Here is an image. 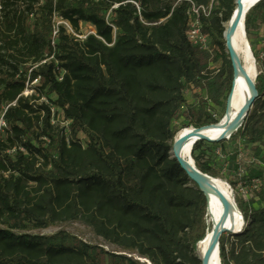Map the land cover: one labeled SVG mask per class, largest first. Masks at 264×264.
Returning a JSON list of instances; mask_svg holds the SVG:
<instances>
[{
  "label": "trees",
  "instance_id": "1",
  "mask_svg": "<svg viewBox=\"0 0 264 264\" xmlns=\"http://www.w3.org/2000/svg\"><path fill=\"white\" fill-rule=\"evenodd\" d=\"M236 1L0 0V264H201L207 200L171 153L181 116L185 130L225 116ZM192 6L206 50L189 39ZM263 11L247 14V35ZM84 26L95 33L81 39ZM252 52L259 99L228 141L252 155L244 187L212 167L205 141L192 152L245 219L221 237V264H264V58Z\"/></svg>",
  "mask_w": 264,
  "mask_h": 264
},
{
  "label": "water",
  "instance_id": "2",
  "mask_svg": "<svg viewBox=\"0 0 264 264\" xmlns=\"http://www.w3.org/2000/svg\"><path fill=\"white\" fill-rule=\"evenodd\" d=\"M246 3H243L242 0H237L235 2V6L238 7L235 9L232 20L229 22L230 30L227 33L225 31L224 33V39L227 37L229 39L230 33L233 31H237L239 27V23L241 21L242 15L245 13L246 16L247 14L255 8L259 3H261L264 0H244ZM245 4V5H244ZM245 22H246V17H245ZM226 47V54L229 56V61L231 63V67L233 70V83H232V90L230 95L228 96L227 99V105H231L236 89H237V80L240 76H244L247 78L248 84H249V93L246 91H243L244 95L246 96L245 103L243 105V108L240 112V115L238 116L237 120L235 123L232 125L231 128L228 126L229 122V111H225V116L220 122V125L218 124L217 126L214 127H208V128H203L200 130H195L193 134L185 137L182 140L176 139L173 145V150H172V156L173 159L178 163L182 171L186 174L187 178L191 183H194L199 191L205 195V198L207 200V212L208 216H212L213 220V215L218 218L220 216V223H212V228H211V235L209 236L208 239V244L203 256V259L201 260V264H214L213 263V254L216 250L217 252V257L219 260V264H221L220 261V251H219V242L220 239L223 235L225 234H230V235H239L243 228L245 227V219L243 218L241 212L237 208V204L233 195L232 190H225L219 186V182L216 179H213L207 175H204L200 171L196 169L195 163L193 160H190V162H187L184 160V156L186 154V149L188 146H191L190 153L193 151V147L202 141L209 142V143H220L224 141H229L231 137L236 135L240 129L244 126L246 123L248 116L250 114L251 109L253 108L255 102L259 99V93L257 90L256 86V80L253 81L249 74L241 68L238 57L233 51L231 44L228 42V44L225 45ZM255 63V62H254ZM222 124V125H221ZM219 134H223L217 139L214 140H209L207 139L208 137L211 136H216ZM229 188V187H228ZM214 191L223 197V205L219 209L216 205L213 204L211 199L207 197L206 191ZM233 205L235 206V209L239 212V215L242 220V226L241 228L236 231L233 226L231 225V220L233 214ZM214 221V220H213Z\"/></svg>",
  "mask_w": 264,
  "mask_h": 264
},
{
  "label": "rangeland",
  "instance_id": "3",
  "mask_svg": "<svg viewBox=\"0 0 264 264\" xmlns=\"http://www.w3.org/2000/svg\"><path fill=\"white\" fill-rule=\"evenodd\" d=\"M264 16V11L259 12L255 15H252V25L250 27L248 41L249 45L252 50L257 53L261 54V49L264 43V26H261V19ZM64 23L58 22V25H62ZM94 29L90 26H84L82 28V38H86L87 36L94 34ZM257 77L260 74L259 67L256 64L255 56L252 52ZM28 96L32 94L31 91H28ZM190 103L195 104V100L193 97H189ZM227 102L224 103V109H226ZM226 111V110H225ZM189 122L184 116H181L176 121V128L183 132L185 131L186 127L188 126ZM203 151L205 152L207 158L210 159V163L214 169H216L226 180L233 181L237 186L236 189H242L244 187V183L242 182V179L246 175V171L250 169L253 165L252 163V155L248 150L243 149L242 142H234L229 143L226 141V143H209L206 142V144L203 146ZM172 155V153H171ZM225 182V181H224ZM226 183V182H225ZM227 184V183H226ZM229 187V185H227ZM230 190H232L229 187ZM246 191H252L251 185L247 186ZM80 228H71L69 231L72 233H75L76 235H81L78 233L77 230ZM54 232H57V230H48L42 232L45 235L52 234ZM85 239L86 240H93L92 236L90 234L85 233ZM97 244L102 243L100 241H97Z\"/></svg>",
  "mask_w": 264,
  "mask_h": 264
},
{
  "label": "bare ground",
  "instance_id": "4",
  "mask_svg": "<svg viewBox=\"0 0 264 264\" xmlns=\"http://www.w3.org/2000/svg\"><path fill=\"white\" fill-rule=\"evenodd\" d=\"M242 1H243V3H246L244 0H242ZM237 8L238 7H236V9ZM245 17H246V14L244 13L241 17V21L239 23L238 30L231 32L229 39L227 37H225L224 42H225V45L228 44V42L231 44L233 51H235V53L238 57V61H239L241 68L244 69L249 74L250 78L253 81H255V79L257 77V72H256L255 63H254V58H253L251 48L249 45L248 36L246 33ZM229 30H230V26L228 23L225 25V31L228 33ZM225 49H226V47H225ZM243 91H246L247 93H249L250 89H249V84H248L247 78H245L244 76H240L237 80V89H236L232 104L230 106L229 105L226 106L227 111H229V122H228L229 128H231L232 125L237 120V118L240 115V112L243 108V105L245 103L246 96L243 94L244 93ZM219 125H220V123H219ZM194 131L195 130H193V129L185 130V131L181 132V134L178 136L177 139L182 140L185 137L193 134ZM221 135H223V134L211 136V137H208L207 139L214 140V139H217L218 137H220ZM190 149H191V146H188L186 149V154L184 156V160L187 162H190V160H193L192 159V152L193 151L190 153ZM218 182H219L218 184L221 188H223L225 190H229L227 184L224 181L218 180ZM206 194H207V197H209V199H211L213 204L216 205L220 209L221 206L223 205V197L221 196V194L214 192V191H209V190L206 191ZM233 214H234V216H232L231 225L233 226V228L236 231H238L242 226V220H241V217L239 215V212L235 209L234 205H233ZM209 218H210L211 228H212L213 222H215L217 224L220 223V216L218 218H216L213 215L214 221L212 220V216H210ZM210 235H211V230L208 232L206 238L198 245V256L200 257V259H203V256H204ZM213 263L219 264V260L217 257L216 250L213 254Z\"/></svg>",
  "mask_w": 264,
  "mask_h": 264
},
{
  "label": "built area",
  "instance_id": "5",
  "mask_svg": "<svg viewBox=\"0 0 264 264\" xmlns=\"http://www.w3.org/2000/svg\"><path fill=\"white\" fill-rule=\"evenodd\" d=\"M202 12L204 15L206 16H209L210 15V12H211V7L209 9H202ZM191 17H192V30L189 34V39L191 41V43L195 46H198L200 47L201 49L203 50H206L207 47H208V39L202 35L201 33V30H200V23H199V18H200V10L197 9L195 6H192V10H191V13H190ZM81 39H85V38H82ZM261 59L264 58V43H263V46H262V49H261ZM38 81H36L34 84H37ZM29 92L27 91L25 93L26 96H28ZM54 113V111H53ZM53 124L56 125L57 124V121H53ZM64 124H62L63 126ZM6 124L4 122H1L0 123V133L3 132V129L5 128Z\"/></svg>",
  "mask_w": 264,
  "mask_h": 264
},
{
  "label": "snow or ice",
  "instance_id": "6",
  "mask_svg": "<svg viewBox=\"0 0 264 264\" xmlns=\"http://www.w3.org/2000/svg\"><path fill=\"white\" fill-rule=\"evenodd\" d=\"M253 2H254V0H253Z\"/></svg>",
  "mask_w": 264,
  "mask_h": 264
}]
</instances>
